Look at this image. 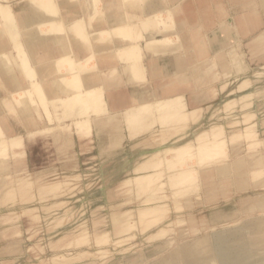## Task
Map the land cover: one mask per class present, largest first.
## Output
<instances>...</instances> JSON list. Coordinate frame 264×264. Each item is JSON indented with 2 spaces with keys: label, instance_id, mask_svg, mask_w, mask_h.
<instances>
[{
  "label": "bare ground",
  "instance_id": "bare-ground-1",
  "mask_svg": "<svg viewBox=\"0 0 264 264\" xmlns=\"http://www.w3.org/2000/svg\"><path fill=\"white\" fill-rule=\"evenodd\" d=\"M35 1H36L35 3L26 4L18 15L14 14L11 9H7L3 6L2 7L0 6V13L6 24V29H3V34H0V80L2 85L5 87V89H8L10 94H12L13 96H18L15 97L16 101H19V97H21V92L22 91L24 92L26 86L20 79H17L16 76L14 75L12 76V72H13L12 70L14 69V67L8 66L9 64L7 65L8 63L6 61L7 59L4 60L10 50L9 43L12 40H13L12 42H15V46L18 52V57L22 60V62L20 63V67L19 66L18 67L21 68L23 72L25 73L27 72L26 77L29 81L28 83L30 89L33 88V90L31 91H34V89L38 91V95L42 100V102L44 103V105L42 106H45V112L49 120L55 122L57 121L58 122L57 128L59 129H70L71 124L63 122V119L61 117L54 115V113L52 112L51 104L55 108H59L61 105L68 117L74 116L75 119L72 126L75 125L74 128L76 129V131L80 132L79 135H83L86 125L90 127L93 126L90 122V118L92 119L94 118L97 119L94 120L96 126L103 132L110 131L111 135L115 140H119L122 137L123 128L130 127L135 129L142 123L144 124L145 122L149 121V119L154 120L153 118H155V116L157 115L161 117L165 116L171 118V120L174 122L176 121L184 122V124L186 125H188L190 122L197 123L200 121L202 117V110H194V109L189 110L187 108L188 106H186L183 101V97H170V98L160 99L155 102L141 104L139 106H135L130 109L128 107V109L125 110L124 112L112 113L108 110L107 103L104 99V91H103L104 88L102 87L103 85L102 86L99 85V79H98L99 66L100 64L106 62L111 63L112 65L121 64L122 66V60H123L127 64V69L131 71L133 75H136L137 73L140 74L142 71H144L141 62L142 49L140 45L135 46L133 43L136 40L143 39L144 38L143 33L148 32L152 29L157 30L161 28L163 29L164 33H168V32H172L175 28V23L172 18L171 9H167V10L160 9V5H161L160 2L162 1H158L159 2L158 5L157 4L158 2H156L157 0L155 2H153L154 0H143L146 8L150 10L151 13L149 12L150 14L144 17L141 20L142 22L141 25L138 26L134 25L133 23H128L125 25H122V22L116 21L115 23L113 21L114 19L113 16L105 15L104 13L105 8L102 5L101 0H91L90 4L88 3L86 6H84L85 5L84 4L81 7L76 2H74V1L79 2L81 0H35ZM125 1L126 0H124V2ZM173 1L175 0H172L171 2ZM229 1L233 5L243 4L245 7L248 8V6H251V8L241 13L237 24L235 25L224 24L226 27L230 29V34H228L229 36L227 35V37H225L226 34L222 35L223 45L228 44L225 42L229 39L233 41L235 40V35L239 34L238 28L243 31V34H246L254 27L259 26V24H261V21L263 19L262 15L264 14V0H254V1L229 0ZM127 4H131L130 6L132 9L137 8L136 0L128 1ZM168 4H166V6ZM95 17L96 19L93 22L90 21L92 20V18L94 19ZM133 19L134 18L132 17V20ZM210 19H212V17ZM88 24H92L91 27H93V33H95L92 39L89 38L91 33L88 30L89 27ZM111 25L113 26L112 28H110ZM188 28L191 29V25ZM244 31L246 33H244ZM4 32L6 35L8 33L10 34L11 36L10 42L4 37ZM110 34L112 36H110V39L107 40L106 37L109 36ZM64 35L67 36V42H69L70 45L66 46L67 42L63 41ZM175 37L176 36L172 37L169 35L166 36L164 35L163 38H161L160 40H154V42L161 43L163 46H167L168 44L173 42ZM122 38L125 41L130 42V44L125 46L123 49L122 46L115 45V39L122 40ZM83 39L85 41H87V39L89 40L90 44L87 47L82 45ZM101 39L104 41H101ZM56 40L60 42H64L63 46L66 47L62 49L61 51L62 57L61 58L59 57L60 59H58L57 62L60 67L59 69L64 70V72L68 73L69 76L65 75L58 80H53L51 82L48 81L44 83L45 81L41 79L42 77L40 76V73L50 71L51 68L40 66L39 63L45 62L46 58H51L52 54L54 53L53 52L54 50L51 49V44ZM97 41L100 43H98ZM253 42L256 45V47L264 46V32H260L253 39ZM74 43H76V45L79 47L77 48L78 50H75ZM196 43H199V41ZM82 47H84L85 49L81 50ZM88 49H90V53L85 55L83 59H79L80 58L79 55L84 52L88 53ZM77 52L79 55H77ZM231 64H232L231 61L220 62L219 64L218 61L217 63L214 61L210 63V66L207 65L210 67V69H207L205 71H207L208 73V71H211L212 69L214 70L216 66H221L223 71L228 72L231 69ZM237 77L238 76H236V79ZM245 83H247V81H245ZM195 87H197V85ZM94 92H96L98 98H90V99L84 98L86 96H91V95L93 96ZM27 95L26 97H28ZM21 99L23 100L24 98ZM7 102L8 99L5 98L4 103L6 104ZM233 102L234 101H230L229 99L228 101L226 100L224 103L225 105H229V104L231 105ZM36 105L37 103L31 107H29L30 105L29 106L26 105V108H22L21 111L17 112V115L20 117L19 119L23 121L27 127L31 126L36 128L41 125L40 123L42 122V115L40 113V109ZM1 107L2 105L0 104V156H8L9 159L6 158L7 159L6 162L0 161V173H2L6 179L8 178L7 176L10 175L9 170L11 164L8 163V160H10V153H9L10 148L12 147L14 149H18L22 146V142L7 138L9 134L6 135L5 129L2 127L3 126L2 123L5 119L3 118ZM25 111L28 114H26ZM215 111H219V110H215ZM104 113L108 114L109 116L108 119L113 120L112 123L111 122L109 123L108 122L109 120L106 118H105L106 120L102 119L104 117H102L101 119L97 118L100 117V114H104ZM224 129H225V125L219 123H212L209 128L207 129L202 128L199 129V131L201 130L200 132L194 133L193 135L194 140L187 141L185 143H180L177 145L167 146V147L165 146L163 147V145L158 143L156 147L152 146L154 148L151 149V151L149 152L144 151L145 152L144 154L146 153L148 154L147 155L148 159L152 160L148 164V168L157 169V167L159 168L160 164L161 165L164 164L165 166H168V168H170L168 170L171 169L174 170V168H176L177 171H173V172H177L176 176H178V178L182 180L178 182L180 185H184L183 181L185 182L187 178H190L191 176L192 177L195 176L194 178H196V181L194 182H196V184L195 183L194 184L198 188L197 189L198 191L196 190L198 193L196 192L194 196H191V194L195 192V187L194 190L192 191L191 190L192 188L190 189L191 187L190 186L189 190L191 191L188 190L190 192L189 193L190 196L182 198L177 203L178 208L180 207L179 209H188V210L193 209V210L184 212L182 214L180 213L181 215L175 217V219H172L171 221H168V223L166 222V224H163L158 228L153 229L149 233V238L152 239L153 242L159 241L162 240L168 234H171L172 231L174 232L176 231L175 232L176 238L178 239L177 241H179L181 238H184L185 236L197 235V233L200 231L201 225H206L208 229H210L209 233L204 238H202L203 241L201 243L195 242V244L177 246L175 252L169 253L170 256L161 264H264V217L251 220L249 221L248 224L245 222L237 229L230 231V234L228 235L227 234L224 235L222 234V232L216 233V230L219 229V225L223 221L227 220L230 217L235 216L238 213H242V212L247 213L248 211L254 209L262 210L264 212V192L255 191L254 189H252L251 187L253 186L252 184L253 182H251L249 177V172L264 167V150L262 149L256 150L255 147H252L256 143L249 142L247 143V145L249 146L244 145L241 148L244 150L247 149L246 150L247 156L245 155L238 156L234 159L232 158V160L229 162L220 164L219 161L223 157L228 155L229 142L227 141V137ZM245 130L246 131L243 132V134L247 138L254 137V134L257 135V131H255L254 125L245 128ZM236 133L239 132L236 131ZM183 134L185 133L183 132ZM145 140H148V137H145ZM195 140L199 141V143H197L199 145L198 146L196 145L197 147L194 146L192 142ZM197 141H195V143ZM259 141L263 142L264 140L259 139L258 142ZM249 149L256 150V152L248 154ZM194 158H197V162L196 160H193ZM187 160H190V164H187L188 163L186 162ZM196 164L202 165L203 168L196 167L195 166ZM137 168L138 167L136 166V169ZM229 168H231V170H229ZM170 174H172V172ZM149 176L151 177L153 176V174L151 175V173H146L135 177L137 186H140L141 188L145 186L147 184V178ZM157 176H161V175L158 174ZM262 177L264 178V175ZM170 178L168 177V180H170ZM173 178H175V176H173ZM213 178H215L214 181H212ZM3 180L4 179H2V181ZM260 180L261 179L257 180V183ZM163 185L161 184L160 186ZM176 186L177 185H175L174 187ZM229 186L233 187L232 190L235 191V193H237L238 191H244L248 193L246 197L241 199L240 201L237 200L238 196L236 195L237 197L234 196L233 198H231L232 200L234 199L236 202L230 201L227 204H221V202L217 200L219 196L218 190L221 188L223 192L227 191ZM262 187H264V185ZM159 189H157V191ZM160 191L161 190H159L158 192ZM177 191L179 192L180 190ZM183 194H185V192ZM205 194L208 195L209 201H214L212 205L206 206L208 200L206 199ZM148 196L150 197H148L147 200L146 199L143 200L144 203H148L154 200L165 201L167 198L170 197L169 194L167 193L156 197L151 196V194H149ZM173 197L175 198L176 196ZM196 198L197 199L202 198L204 205L201 209L197 208L196 203L194 202ZM168 208H169V203L168 206L166 203L160 205H158V203L145 205L141 207L139 211V216L141 218L150 216L151 217L150 221H153L155 217L158 216V214L161 215L162 213L167 212L166 210H168ZM205 208L209 210L208 213H206ZM152 223L153 222H149V221L144 222L141 231L147 230L150 224ZM179 227H182V229L178 230ZM124 229L126 231L129 229V227L127 228L124 227ZM124 229L122 230V232H124ZM119 232L120 231H118V233ZM111 233H113V231L92 233V234L90 233L88 234V236L84 238L87 243V247L89 248L88 250H82L78 253L69 254V255L56 253L49 260L48 263L93 264L94 261L92 262L90 261L86 263H79V262L93 255L96 256L98 254L108 253L109 250H106L102 247L96 249L95 247L97 246L96 243L97 244L99 243L100 245L106 244L105 242H107L108 238L111 237L110 235ZM204 243L205 246H202V244ZM171 244L172 242H170V244H165L164 245L165 249L166 250L170 249ZM11 245H12L11 249L17 248V243L14 242ZM161 248H162L161 246H157L155 244L152 245L149 250L147 249L143 250L140 256V260H138V262L130 263V264H152L149 262V259H151L152 257L154 258V256L156 257V255L158 254L160 255L161 253L160 251H162ZM159 249L161 250L159 251Z\"/></svg>",
  "mask_w": 264,
  "mask_h": 264
},
{
  "label": "rangeland",
  "instance_id": "rangeland-1",
  "mask_svg": "<svg viewBox=\"0 0 264 264\" xmlns=\"http://www.w3.org/2000/svg\"><path fill=\"white\" fill-rule=\"evenodd\" d=\"M35 2V0H0V6L11 9L14 14L18 15L26 4ZM74 2L81 7L84 4V6L88 3L90 4L91 0ZM220 3L223 4V8L227 7L224 8V11L225 9L227 10L224 12L226 13L224 16V24L231 25L233 21L230 17L232 10L227 6L226 0H221ZM104 13L107 16H113V21L116 23L118 17L114 12L111 13L104 10ZM233 13L236 14L237 9H234ZM95 19L96 17L94 19L92 18L90 21L93 22ZM0 22L2 23H0V34H3V29H6V24L1 13ZM88 25V30L91 33L89 38L92 39L95 33H93L92 24ZM225 25H223L224 27L222 30H227L228 33H230V29ZM110 36L112 35L110 34L106 39H110ZM4 37L10 42L11 36L9 33L6 35L4 32ZM63 37V41L67 42V36L64 35ZM12 41L9 43L10 50L4 60L7 59L8 66L14 67L12 71L15 75L20 74V76L23 77L25 76L24 74L27 75V72L25 73L19 68L22 60L18 57L15 42ZM87 41L83 39L82 45L87 47L90 44L88 39ZM101 41L104 40L101 39ZM230 41L231 39L227 40L225 43H230ZM67 45H70V43L67 42L66 46ZM259 52V55L257 54L255 56V58H257L255 60L258 61V63L245 65L238 61L231 64V70L236 71V74H230L228 77L230 78L228 80L229 82H226L227 85L224 84V91L227 92V95L220 102H217L215 106L209 108L204 122L201 125H191V122L186 125L184 122H174L171 118L157 115L153 118L154 120L149 119V121L144 124L142 123L135 129L130 127L123 128L122 137L119 140H115L110 131L103 132L96 126L94 120L97 119L90 118V122L93 126L90 127L86 125L83 135H79L80 132L76 131L74 128L75 125L72 126L75 119L74 116L68 117L61 105L59 108H55L51 104L54 115L61 117L63 122L71 124L70 129L58 128L57 130L60 135L65 136L66 134L76 133L78 136H83L84 139L71 137L69 143H64L62 150H57L53 146L45 143L35 145L33 147L34 169L25 174H17L13 168V160L22 156V146L18 148L20 151L16 153H12L14 148H10V160H8V163L11 164L9 170L10 175L5 179L3 174L0 173V264H50L48 263L49 260L56 253L69 255L78 253L82 250H88L89 248L84 238L90 233H102L107 231H113V233L110 234L111 237L105 242L106 244L100 245L96 243L98 247L96 246L95 248L99 249V247H102L109 250V252L87 257L79 263L90 261H94L93 264L135 263L140 260L143 250H149L150 247L155 244L161 246L162 251L159 249L161 252L160 255H156L154 258L152 257L149 259V262L152 264H161L170 256V254L168 255L166 252L167 250L164 247L165 244H170V242H172L171 247L175 245V249H177V246L184 245L185 239L190 237H198L195 238V240L197 239L196 243H201L203 241L202 238L210 231L206 225H201L197 235L185 236L179 241H177L178 239L176 238V231H172L171 234H168L169 236L167 235L159 241L153 242V240L149 238V233L153 229L166 224V222L168 223V221L175 219V217L180 216L184 212L193 210L179 209L180 207L178 208L177 203L182 198L190 196L189 191H193L195 187V192L192 193L193 195L191 194V196H194L198 188L195 186V176H191V179L187 178L185 182L183 181L184 185H180L178 182L182 180L176 176L177 172H173L177 171L176 168H174V170H168L170 168L164 164H160L159 168H155L156 170L154 168H148V164L152 160L148 159L147 153H144L146 151H151L158 143L163 145V147H167L194 140V133L200 132L201 130L199 131V129L209 128L212 123L225 125L224 130L227 141L229 142L228 155L225 156L226 158L223 157V160H220L221 162L219 161L220 164L229 162L232 158L234 159L238 156H247V149L244 150L241 148L249 142H255L257 144H252V147H255L256 150H264V141L258 142L259 139L264 140V64H260L263 60L260 57H263L264 52L263 50ZM89 53L90 49H88V54ZM57 67L58 72H56V76H69L64 70L59 69V65H57ZM226 75L227 74H225V76ZM236 76H238L237 79ZM245 81H247V83H245ZM23 82L27 89L21 92L19 101H16L15 97L18 96L10 94L0 80L1 112L5 119L2 123V127L5 131L7 122L9 123L12 118H17V112L21 111L22 108H26V105H30L29 107H31L37 103L36 106L40 110L45 111V106H42L44 103L40 99L38 91L35 89L31 91L33 88L30 89L28 79ZM44 83H46V81ZM26 95L29 98L26 97ZM5 98L9 99L6 104L4 103ZM21 98L26 100H22ZM84 98L90 99L98 97L96 92H94L93 96H86ZM229 99L234 102L231 105H225L224 102ZM97 118L106 120L109 116L107 113H104L100 114V117ZM108 120L109 123L113 122L112 119ZM54 122L55 121H50L52 124H54ZM196 124L199 123L197 122ZM251 125H254L257 135L254 134V137L247 138L244 136L243 132L246 131L245 128ZM14 131V134L19 132L17 129ZM236 131L239 133H236ZM183 132L185 134H183ZM145 137H148V140H145ZM195 141H192L193 145L198 146L199 144L197 143H199V141L196 143ZM252 149L248 150V154L256 152V150ZM56 152L63 155L65 160L61 162L54 161V153ZM6 158L9 159L8 156H0V161L6 162ZM193 160L197 162V158ZM186 162L190 164V160ZM136 166L138 167L137 169ZM195 166L203 168L202 165L196 164ZM261 168L249 172V177L251 182H253L251 188L255 191L264 192V187H262L264 185V178L262 177L264 175V167ZM229 170H231V168H229ZM171 172L172 174H170ZM146 173H151L153 176H149L147 178V184L141 188L137 186L135 177ZM158 174L161 176H157ZM173 176H175V178H173ZM168 177L172 178L168 180ZM2 179L4 180L2 181ZM214 179L215 178H213L212 181H214ZM259 179L262 181L260 180L257 183ZM161 184L164 185L160 186ZM175 185L177 186L174 187ZM189 187L192 189L189 190ZM157 189L161 191L158 192L159 190L157 191ZM232 189L233 187L229 186L228 190L223 192L220 188L218 190L219 196L217 200L220 201L221 204H227L230 201H235L231 199L234 196H238L237 200L240 201L245 198L248 193L244 191L235 193ZM184 192L185 194H183ZM148 193L153 197L167 193L170 197L165 201L154 200L144 203L143 200H147V198L150 197ZM173 196L176 197L174 198ZM205 197L208 200V195ZM194 202L199 209L204 205L202 198H196ZM157 203L158 205L166 203L167 206L169 203V208L166 210L167 212L161 215L158 214L154 220L152 219L153 221H150V216L145 218L139 216L141 207ZM213 203L214 201L208 200L206 206H210ZM205 211L208 213L209 210L205 208ZM254 216L255 218L264 217V212L254 209L247 213H238L223 221L219 225V228L236 225L246 218H253ZM146 221L153 223L150 224L147 230L141 231L143 223ZM124 227H129L130 230L128 229L125 231ZM123 229L124 232H122ZM179 229H182V227H179L178 230ZM118 231L120 232L118 233ZM14 242L17 243V248L11 249V244Z\"/></svg>",
  "mask_w": 264,
  "mask_h": 264
},
{
  "label": "crops",
  "instance_id": "crops-1",
  "mask_svg": "<svg viewBox=\"0 0 264 264\" xmlns=\"http://www.w3.org/2000/svg\"><path fill=\"white\" fill-rule=\"evenodd\" d=\"M127 1L131 0H126L125 2L124 0H101V3L105 8L104 10H107L111 13L114 12V14L118 17L117 22H122V25L128 23H133L137 26L141 25V20L151 13L150 10L146 8L143 0H136V9H132L130 6L131 4H127ZM155 1L156 0L153 2ZM158 1H162L160 2L162 5H160V9H171L172 18L175 23L174 30L172 32L164 33L163 29L161 28L157 30L152 29L143 33V39L136 40L133 43L135 46L140 45L142 49L141 62L144 71H142L140 74L137 73L136 75H133L132 72L127 69V64L123 60L122 66L121 64L112 65L111 63L107 62L100 64L98 70L99 85H103L104 99L107 103L108 110L112 113L124 112L128 109V107L130 109L132 107L155 102L160 99L183 97V101L185 105L188 106L187 108L189 110H202V117L198 122L199 124L191 122V125H201L204 122V118L209 111V108L215 106L217 102H220L227 95V92L224 91V84L229 80V75L232 73L236 74V71L231 69L228 72L223 71L221 66H216L214 70L212 69L211 71H208V73L205 70L210 69V63L214 61L216 63L218 61V64L220 62L228 61H231L232 63L240 61L245 65L258 63V61L255 60L257 59L255 56L257 54L259 55V51H264V46L256 47L253 39L260 32H264V14L262 15L263 19L259 26L254 27L248 33L244 31L246 34H243V31L238 28L239 34L235 35V40H231L230 43L223 45L222 35L226 34L225 37H227V35L230 33H228L227 30L222 31L225 16L224 12L227 11L226 9L224 11V8L227 7L223 8V4L220 3L221 0H175L173 2H171L172 0H157L156 2ZM226 2L227 6H229L232 10L230 17L234 21H232L231 25L237 24L241 13L251 8V6H248L247 8L243 4L233 5L229 0H226ZM157 4L159 5V2ZM166 4L168 5L166 6ZM234 9H237L236 14L233 13ZM132 17L134 18L133 20ZM211 17L212 19H210ZM190 25L191 29L188 28ZM112 27L113 26L111 25L110 28ZM164 35L176 37L173 42L167 46H163L161 43L154 42V40H160L163 38ZM198 41L199 43H196ZM128 44H130V42L125 41L123 38L122 40L115 39V45L122 46V49ZM63 45L64 42L57 40L52 42L51 49L54 50V53L52 54L51 58H46L45 62L39 63L40 66L51 68L50 71L40 73V76L42 77L40 78L46 82L58 80L62 77L56 76V72H58V59L62 57L61 51L63 48H66ZM74 48L75 50H78L77 48H79L76 43H74ZM84 49L85 48L82 47L81 50ZM87 54L84 52L79 55L77 52V55L80 57L79 59H83ZM197 54H200L201 56L199 55L198 57ZM260 58L263 59L260 64H264V55ZM225 74L227 75L225 76ZM13 75L16 76L17 79L23 81L27 80L26 74H24L25 76L22 77L20 74L15 75L13 72L12 76ZM196 85L197 87H195ZM40 113L42 115V123H40L41 125L39 127H36L37 129L31 126L27 127L26 124L19 119L20 117L18 115L17 118H12V120L6 124V135L9 134L7 138L22 142V156L13 160V168L17 174H25L31 172L34 169L33 147L35 145L45 143L47 145L53 146L57 150H62L64 143H69L71 141V137L78 136L76 133L66 134L65 136L60 135L57 130L58 122L56 121L54 124H52L50 123L45 111L40 110ZM26 114L28 113L26 112ZM16 129L19 132L14 134L13 132H15L14 130ZM77 138L84 139L83 136H79ZM18 151H20V149H13V153ZM63 160H65L63 155L57 152L54 153V161L61 162ZM254 219H256L255 216L253 218H246L244 221H241L236 225L221 227L216 230V233L222 232V234L228 235L230 234V231L237 229L245 222L248 224L249 221ZM195 238L198 237H190L185 239L184 245L195 244L197 241ZM202 246H205V243L202 244ZM174 249L175 245L168 249V255L169 253L175 252Z\"/></svg>",
  "mask_w": 264,
  "mask_h": 264
}]
</instances>
